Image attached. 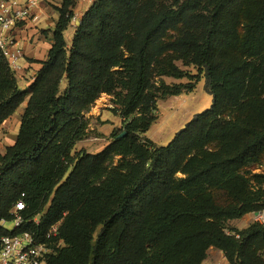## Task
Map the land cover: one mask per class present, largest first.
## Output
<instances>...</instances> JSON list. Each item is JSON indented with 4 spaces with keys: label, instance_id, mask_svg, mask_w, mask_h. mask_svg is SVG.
Returning <instances> with one entry per match:
<instances>
[{
    "label": "trees",
    "instance_id": "1",
    "mask_svg": "<svg viewBox=\"0 0 264 264\" xmlns=\"http://www.w3.org/2000/svg\"><path fill=\"white\" fill-rule=\"evenodd\" d=\"M73 4L26 89L0 50V126L28 98L0 153V223L23 194L25 217L43 212L23 229L42 238L62 220L65 245L47 264H201L210 246L264 264V223L229 225L264 209V174L250 176L264 163V0H96L68 44ZM201 77L212 105L157 145L146 133L158 100ZM103 93L123 125L99 152L73 153Z\"/></svg>",
    "mask_w": 264,
    "mask_h": 264
},
{
    "label": "rangeland",
    "instance_id": "2",
    "mask_svg": "<svg viewBox=\"0 0 264 264\" xmlns=\"http://www.w3.org/2000/svg\"><path fill=\"white\" fill-rule=\"evenodd\" d=\"M48 4L53 3L45 0ZM89 5H83L82 9H87ZM79 24H77L78 26ZM76 27L70 25L65 32L66 42H71ZM176 64L183 70L194 75L198 74L197 67L194 65H185L182 60H177ZM168 84H184L190 82V79L164 77ZM205 77L195 84V88L191 92H184L177 96H169L159 99L157 102V120L151 126L146 136L153 140L157 145L165 146L170 143L177 132H179L196 114L210 108L213 102V96L205 89ZM113 96L103 93L95 102L91 110L87 113L89 121L88 135L81 141L77 142L73 153L86 151L89 153H97L102 150L111 141L112 132L119 129L123 125V118L120 113L113 110ZM3 130V129H2ZM0 130V153H5L6 148L11 142V138L15 134L10 130ZM256 173L264 174V163L255 166L252 169L253 176ZM181 176V174H178ZM255 222L264 223V209L256 215L255 212L245 214L237 220L229 222L230 227L239 229L246 228ZM5 229L11 231L13 222L7 221ZM264 257V251L260 252ZM201 264H231L225 253L217 247L210 246L206 250V257Z\"/></svg>",
    "mask_w": 264,
    "mask_h": 264
},
{
    "label": "built area",
    "instance_id": "3",
    "mask_svg": "<svg viewBox=\"0 0 264 264\" xmlns=\"http://www.w3.org/2000/svg\"><path fill=\"white\" fill-rule=\"evenodd\" d=\"M43 0H0V50L6 57L11 68L16 72L20 69V61L25 52L19 39L13 33L15 30L26 26L30 21L38 20V12ZM96 0H73L67 17L69 24L77 27L81 24L83 15ZM63 1L59 3L62 7ZM81 5H89L81 10ZM24 197V194H23ZM23 197L14 205L13 229L7 233H0V264H47L50 255L65 245L60 236L62 220L53 224L41 236L32 229H23L28 225L39 226L43 212L33 217H25L21 212L26 209ZM7 221H2L5 227Z\"/></svg>",
    "mask_w": 264,
    "mask_h": 264
},
{
    "label": "crops",
    "instance_id": "4",
    "mask_svg": "<svg viewBox=\"0 0 264 264\" xmlns=\"http://www.w3.org/2000/svg\"><path fill=\"white\" fill-rule=\"evenodd\" d=\"M47 1L54 5L48 4L43 0L36 22L30 21L26 26H22L20 29L13 32L16 38L19 39L25 52L24 58L20 61V69L16 71L21 89H26L34 81L37 72L42 67L41 61L47 59L48 52L52 47L54 29L60 16L58 10L60 8L59 3L63 0ZM67 43L70 44V42ZM27 104L28 98H26L17 111L0 126V130H10L15 134V136L13 135L11 138V142L8 146L13 145L16 141L22 115Z\"/></svg>",
    "mask_w": 264,
    "mask_h": 264
},
{
    "label": "water",
    "instance_id": "5",
    "mask_svg": "<svg viewBox=\"0 0 264 264\" xmlns=\"http://www.w3.org/2000/svg\"><path fill=\"white\" fill-rule=\"evenodd\" d=\"M125 132H123L120 136H124ZM256 215H259V212H255Z\"/></svg>",
    "mask_w": 264,
    "mask_h": 264
}]
</instances>
